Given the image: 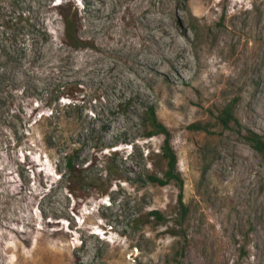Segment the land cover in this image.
Here are the masks:
<instances>
[{
  "label": "rangeland",
  "instance_id": "374dc122",
  "mask_svg": "<svg viewBox=\"0 0 264 264\" xmlns=\"http://www.w3.org/2000/svg\"><path fill=\"white\" fill-rule=\"evenodd\" d=\"M227 105L238 127L222 131ZM148 107L171 135L182 227L176 186L146 177L165 168ZM238 130L264 136V0H0V264H264V155ZM73 143L90 174L116 152L129 181L72 199L55 167ZM155 210L166 226L131 223Z\"/></svg>",
  "mask_w": 264,
  "mask_h": 264
},
{
  "label": "trees",
  "instance_id": "16d2710c",
  "mask_svg": "<svg viewBox=\"0 0 264 264\" xmlns=\"http://www.w3.org/2000/svg\"><path fill=\"white\" fill-rule=\"evenodd\" d=\"M64 36L68 43H76L79 39V26L77 22V13L74 12L73 18H64ZM70 103L65 110H77L75 103L76 100L73 96L67 95ZM233 105L225 106L215 118V124L222 131L231 130L234 127H238V121L233 115ZM47 109L41 110L40 112L44 115ZM38 115V114H37ZM39 113V118H42ZM63 115V114H62ZM65 115V114H64ZM63 115V116H64ZM47 117H53L52 112L49 109ZM67 118V117H66ZM69 119V118H68ZM73 123L77 126V119H72ZM142 126L147 130L145 138H152L154 136H162L163 143L160 147V157L165 162V168L161 175L151 172L146 175L147 180L152 185H158L161 187L173 184L178 190L177 196V207L178 216L176 221L179 227H182L185 222L189 209L183 201V180L177 169V157L171 146V135L167 128L158 121L156 111L153 107H148L142 117ZM194 127H199L194 126ZM198 131L207 133L206 126L199 127ZM238 133L242 136L246 144H248L255 152L260 155H264V136L259 134L251 133L247 130H238ZM73 145V147H72ZM111 149V147H105V149ZM102 148L100 150H103ZM79 150L75 144H71L68 150L62 157V168L55 167V172L58 175V180L63 185L64 191L74 200L84 199L86 195H89V191H94L99 197L107 196L110 188L109 184L106 183L111 179L121 180L122 182H128L129 178H123L122 172L119 170L116 164V152H108L102 155V175L90 174L88 170L91 169L92 162L84 164L78 160ZM97 165V164H95ZM123 178V179H122ZM109 179V180H108ZM133 225H142L145 227H158L166 226L168 221L160 211H150L143 215L134 216L131 219ZM170 235L180 238V233L169 232Z\"/></svg>",
  "mask_w": 264,
  "mask_h": 264
},
{
  "label": "bare ground",
  "instance_id": "6f19581e",
  "mask_svg": "<svg viewBox=\"0 0 264 264\" xmlns=\"http://www.w3.org/2000/svg\"><path fill=\"white\" fill-rule=\"evenodd\" d=\"M183 66V65H182Z\"/></svg>",
  "mask_w": 264,
  "mask_h": 264
}]
</instances>
